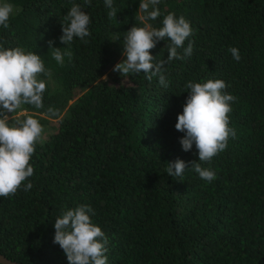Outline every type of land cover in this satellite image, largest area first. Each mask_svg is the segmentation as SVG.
Returning a JSON list of instances; mask_svg holds the SVG:
<instances>
[{
    "label": "trees",
    "instance_id": "obj_1",
    "mask_svg": "<svg viewBox=\"0 0 264 264\" xmlns=\"http://www.w3.org/2000/svg\"><path fill=\"white\" fill-rule=\"evenodd\" d=\"M8 2L16 11L0 40L42 56L50 76L41 77L44 107L23 105L13 114L38 119L44 139L31 157V190L0 197V253L19 264H69L54 243L55 219L88 204L108 238V264H264V0H160L154 27L175 13L194 29L192 55L164 66L166 88L158 76L113 71L126 32L143 26L140 0H113L111 19L105 0H91L83 7L89 42L75 38L63 66L49 41L67 47L60 43L64 16L84 0ZM167 43L151 50L157 61L167 60ZM207 79L224 80L236 98V137L202 164L216 173L211 183L191 169L174 179L167 162H199L195 145L182 149L184 133L175 127L185 85Z\"/></svg>",
    "mask_w": 264,
    "mask_h": 264
},
{
    "label": "clouds",
    "instance_id": "obj_2",
    "mask_svg": "<svg viewBox=\"0 0 264 264\" xmlns=\"http://www.w3.org/2000/svg\"><path fill=\"white\" fill-rule=\"evenodd\" d=\"M159 4L160 0H140L136 16L143 26H133L126 32L122 53L126 59L117 63L113 71L122 76L144 73L149 81L158 76L160 85L166 88L164 66L192 55L194 42L189 38L194 29L189 20L183 15L177 17L175 13H168L163 17L162 26L154 27L150 21H156L162 15ZM84 6H91V0H84L83 5L74 3L64 16L60 43L67 47H51L54 41H49L52 58L60 66L64 65L65 57L71 61L73 53L68 46L75 38L89 42L86 38L91 36L89 26L92 21L83 10ZM105 6L109 9V19L117 17L113 0H105ZM15 11V6L8 0H0V27L9 29ZM160 41H169L166 61H157L151 54ZM185 41H189L187 47ZM5 43L0 40V197L7 198L22 187L25 191L33 187L27 182L35 171L30 161L36 145L44 139L43 125L32 116L16 119L13 114L23 105L37 109L44 107L47 82L41 77L50 76V70L45 67L42 56L22 47L6 48ZM229 52L237 62L241 60L238 48L231 47ZM185 87L188 97L175 127L184 133L180 140L182 149L188 152L195 145L199 162L177 158L166 163L165 171L175 179L191 169L202 180L211 183L216 173L202 164L210 163L227 149L229 139L236 137L235 129L230 126L231 105L236 98L227 92L228 84L222 79H207L202 83L189 81ZM47 111L53 116L58 114L52 107ZM93 215L95 212L90 205L81 204L64 210L55 219L54 243L64 251L69 264H108V238L92 221Z\"/></svg>",
    "mask_w": 264,
    "mask_h": 264
},
{
    "label": "water",
    "instance_id": "obj_3",
    "mask_svg": "<svg viewBox=\"0 0 264 264\" xmlns=\"http://www.w3.org/2000/svg\"><path fill=\"white\" fill-rule=\"evenodd\" d=\"M0 264H19V263L10 260L9 258L5 257L0 253Z\"/></svg>",
    "mask_w": 264,
    "mask_h": 264
},
{
    "label": "rangeland",
    "instance_id": "obj_4",
    "mask_svg": "<svg viewBox=\"0 0 264 264\" xmlns=\"http://www.w3.org/2000/svg\"><path fill=\"white\" fill-rule=\"evenodd\" d=\"M124 59H126V58L123 56L117 63L122 62ZM103 79H105V78L103 77Z\"/></svg>",
    "mask_w": 264,
    "mask_h": 264
}]
</instances>
